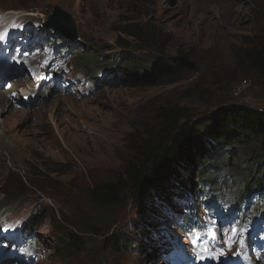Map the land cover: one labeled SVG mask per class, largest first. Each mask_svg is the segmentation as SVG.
<instances>
[{
	"label": "rangeland",
	"instance_id": "rangeland-1",
	"mask_svg": "<svg viewBox=\"0 0 264 264\" xmlns=\"http://www.w3.org/2000/svg\"><path fill=\"white\" fill-rule=\"evenodd\" d=\"M16 5L27 7H8ZM54 5L71 15L78 39L51 34L61 38L41 48V62L0 87V230L26 232L19 247L6 249L23 257L18 250L32 242L25 253L31 264H167L161 256L167 237L189 248L187 228L178 225L186 195L215 226V211L204 212L198 197L197 175L207 180L202 190L219 200L239 196L252 175L257 179L247 191L264 192V165L252 160L255 142H220L211 158L199 159V170L173 166L179 179L162 168L141 198L118 207L100 205L89 191L124 173L161 106L185 108L191 123L226 107L264 111L262 80L242 59L252 38L264 34V0H0V32L24 25L48 31L43 23ZM62 45L73 55L61 53ZM148 62L159 70L153 82L134 74ZM102 219L112 224L101 227ZM92 229L125 246L104 244ZM61 232L78 235L83 246L61 250ZM217 233L229 238L223 228ZM260 233L242 246L253 264L264 260V250L254 252ZM228 242V249L242 252Z\"/></svg>",
	"mask_w": 264,
	"mask_h": 264
},
{
	"label": "trees",
	"instance_id": "trees-1",
	"mask_svg": "<svg viewBox=\"0 0 264 264\" xmlns=\"http://www.w3.org/2000/svg\"><path fill=\"white\" fill-rule=\"evenodd\" d=\"M8 7L25 8L27 6L16 5ZM36 29L37 31H45L40 26H37ZM45 32L50 35L56 34L53 29ZM58 37L61 38L60 36ZM250 45L243 53L242 59L249 68L257 73L264 86V34L254 36ZM142 49L144 48L141 46L136 48V50ZM62 50L69 56H72L74 52L68 46H64ZM77 59L83 61L85 58L83 55L78 54ZM150 64L148 62L137 67L138 69L134 74L139 80L148 77L149 82H153V77L156 76L155 74L159 70L157 68H150ZM178 65L179 61H176L174 66ZM114 69L115 66L111 67L109 72L111 74L116 73ZM102 76L103 73L99 74V72H96V78H101ZM245 140L256 143L257 152L252 158L255 165H264V111L246 107H226L215 112L210 118H200L198 121L191 123L185 108L177 104L161 106L157 110L156 124L148 130L144 140L137 147L135 158L127 165L124 173L116 180L95 185L90 189L89 196L92 200L108 208L121 206L129 198H141L143 188L146 185L153 184V180L157 177L156 175L160 169H169V172L175 176L179 174L178 171L180 172L186 169L190 164L197 165L199 170L201 166L199 159L208 160L211 158L213 156V150L220 142L232 145L236 141L244 142ZM181 161L185 162V165L183 167H177L176 164ZM173 166L178 171L172 169ZM197 176L198 181L196 184L200 192L199 198H205L206 193L200 190L206 185L204 182L207 180H204L205 178L200 175ZM252 178L255 179L242 184L240 195H236L234 198L236 205L241 204L245 194H249L254 189L251 188L250 191H247L249 187H253L252 185L255 184L253 182L257 179L256 176L252 175L249 180ZM177 182L178 185H181L178 187L182 188L183 186L185 188L183 190L187 193L189 189H186L188 185L184 182V179H180ZM189 196L190 194L186 195L185 198ZM261 202L264 204V199H261ZM262 204L257 205V211L264 212V205ZM189 207L191 209L188 212L195 213L193 204H189V202L184 203V208L187 209ZM110 223L111 221L106 222L103 219L97 220V224H100L101 227L107 228L112 224ZM24 226L29 227V220L24 222ZM185 226L186 223L180 225L182 228H185ZM89 233L102 235L104 244H119V246H125L124 241L115 235L109 238L103 237V233L97 229H92ZM83 244L84 241L78 235L66 232L60 233L59 248L61 250L70 248L80 249Z\"/></svg>",
	"mask_w": 264,
	"mask_h": 264
},
{
	"label": "water",
	"instance_id": "water-1",
	"mask_svg": "<svg viewBox=\"0 0 264 264\" xmlns=\"http://www.w3.org/2000/svg\"><path fill=\"white\" fill-rule=\"evenodd\" d=\"M44 26L53 28L56 33H62L66 37L77 40L78 34L71 15L58 5H54L51 14L47 17Z\"/></svg>",
	"mask_w": 264,
	"mask_h": 264
},
{
	"label": "snow or ice",
	"instance_id": "snow-or-ice-1",
	"mask_svg": "<svg viewBox=\"0 0 264 264\" xmlns=\"http://www.w3.org/2000/svg\"><path fill=\"white\" fill-rule=\"evenodd\" d=\"M0 40H3V36H0Z\"/></svg>",
	"mask_w": 264,
	"mask_h": 264
},
{
	"label": "bare ground",
	"instance_id": "bare-ground-1",
	"mask_svg": "<svg viewBox=\"0 0 264 264\" xmlns=\"http://www.w3.org/2000/svg\"><path fill=\"white\" fill-rule=\"evenodd\" d=\"M1 102H2V99L0 98V104H1Z\"/></svg>",
	"mask_w": 264,
	"mask_h": 264
},
{
	"label": "clouds",
	"instance_id": "clouds-1",
	"mask_svg": "<svg viewBox=\"0 0 264 264\" xmlns=\"http://www.w3.org/2000/svg\"><path fill=\"white\" fill-rule=\"evenodd\" d=\"M53 30H54V29H53ZM55 32H56V31H55ZM0 87H3V86L0 85ZM0 89H2V88H0Z\"/></svg>",
	"mask_w": 264,
	"mask_h": 264
}]
</instances>
